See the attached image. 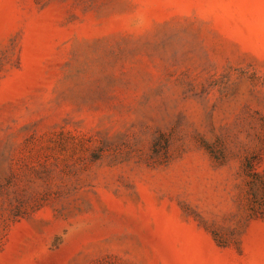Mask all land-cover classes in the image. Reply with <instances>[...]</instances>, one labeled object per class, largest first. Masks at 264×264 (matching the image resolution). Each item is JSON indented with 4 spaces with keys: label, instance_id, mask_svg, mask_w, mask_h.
Wrapping results in <instances>:
<instances>
[{
    "label": "rangeland",
    "instance_id": "1",
    "mask_svg": "<svg viewBox=\"0 0 264 264\" xmlns=\"http://www.w3.org/2000/svg\"><path fill=\"white\" fill-rule=\"evenodd\" d=\"M0 264H264V0H0Z\"/></svg>",
    "mask_w": 264,
    "mask_h": 264
}]
</instances>
